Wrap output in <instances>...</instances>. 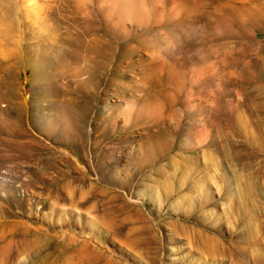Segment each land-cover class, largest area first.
I'll return each instance as SVG.
<instances>
[{
	"label": "rangeland",
	"instance_id": "obj_1",
	"mask_svg": "<svg viewBox=\"0 0 264 264\" xmlns=\"http://www.w3.org/2000/svg\"><path fill=\"white\" fill-rule=\"evenodd\" d=\"M263 13L0 0V264H264Z\"/></svg>",
	"mask_w": 264,
	"mask_h": 264
},
{
	"label": "bare ground",
	"instance_id": "obj_2",
	"mask_svg": "<svg viewBox=\"0 0 264 264\" xmlns=\"http://www.w3.org/2000/svg\"><path fill=\"white\" fill-rule=\"evenodd\" d=\"M263 15H264V13L263 14H261V18L263 17ZM259 17V13H253V14H250L249 15V21H250V23L253 25L254 24V26H255V24H256V20H257V18ZM246 19H244V21H245ZM243 21V22H244ZM248 23V22H247ZM245 24V23H244ZM249 24V23H248ZM259 25V24H258ZM251 26V25H250ZM253 26V27H254ZM258 28V27H257ZM259 30H261V29H257V31H259Z\"/></svg>",
	"mask_w": 264,
	"mask_h": 264
}]
</instances>
